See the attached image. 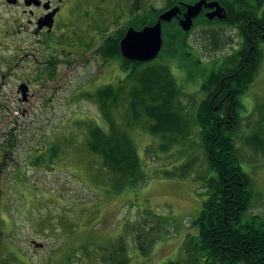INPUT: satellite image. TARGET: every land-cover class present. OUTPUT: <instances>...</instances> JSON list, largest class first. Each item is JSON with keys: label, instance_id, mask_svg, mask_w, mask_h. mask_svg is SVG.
Here are the masks:
<instances>
[{"label": "rangeland", "instance_id": "374dc122", "mask_svg": "<svg viewBox=\"0 0 264 264\" xmlns=\"http://www.w3.org/2000/svg\"><path fill=\"white\" fill-rule=\"evenodd\" d=\"M166 1H83L84 15L78 17L73 34L76 48L75 55H71L75 62L72 69L64 68L63 79L54 86L49 83V89L37 85L35 96L27 103L17 93L18 81L3 79L7 69L1 62L13 52L6 45L10 43L0 38V264H101L100 246L116 241L129 222L145 223L144 219L156 220V216L169 218L170 235L158 240L149 255H143L129 238L130 264H167L184 257L185 240L198 234L192 224L209 198L204 188L206 180L216 176L208 171L198 131L163 150L162 136L151 134L149 121L144 118L130 121L128 102L123 101L115 115L135 143L148 181L121 192L109 187V172L87 146L91 123L107 128L93 95L125 76L120 57L108 58L107 62L103 59L102 43L136 22L139 7L140 12L151 6L164 9ZM180 1L191 5L200 0ZM223 1L233 4L240 0ZM242 1L264 17V3ZM232 31L225 24L198 26L187 38V51L175 53L168 49L162 56L170 61L184 93L190 95L184 102L194 103L197 99L206 78L204 67L215 62L220 51L238 46L236 38L235 43L231 42ZM23 35L11 38L21 40ZM262 53L258 75L241 96L237 142L242 168L254 180V204L245 221L253 215L264 218V152H255L244 144L260 119L256 107L264 103V45ZM22 54L14 55L16 62ZM49 55L46 51V57ZM27 63L23 61L22 66ZM7 133L15 138L9 143L5 141ZM45 136L52 142L51 148L57 145V158L48 161L41 156L40 160L29 161V154L43 147ZM185 165L192 168L187 177L165 176L170 170L180 174Z\"/></svg>", "mask_w": 264, "mask_h": 264}, {"label": "trees", "instance_id": "16d2710c", "mask_svg": "<svg viewBox=\"0 0 264 264\" xmlns=\"http://www.w3.org/2000/svg\"><path fill=\"white\" fill-rule=\"evenodd\" d=\"M219 1L226 7L229 17L236 13L235 8L238 9L236 15H244L241 19L247 17L242 29L243 35H246L249 20H255L256 24L251 26L257 37L254 38L255 42L250 40L245 44L244 50H250L253 44L259 49L252 54L250 67L247 65L240 70L241 67L237 65L236 69L228 70L231 77L243 80L242 83L231 82L224 86L223 93L228 94V102L233 97L236 108L231 117L222 119L207 100L200 103H196L197 99L194 103L184 102L190 95L185 94L178 84L170 61L162 59L168 49L175 53L188 50L189 33L184 32L177 23H164V44L155 60L133 62L121 54L120 41L129 27L142 29L154 25L162 12L180 4V0H167L164 9L151 6L142 12L137 5V21L116 35V38L108 37L101 48L102 55L107 60L111 57L121 58V69L125 73L116 84L103 86L93 95L104 115L107 128L91 123L87 146L101 159L103 168L109 172V187L121 192L128 188H138L148 181L144 161L115 115L125 100L128 102L130 121L139 122L142 118L149 121V132L162 136L163 150H168L180 139H190L198 131L208 171L216 173V176L206 180L204 188L209 192V198L203 203L200 216L192 224L198 229V234H191L186 238L183 258L167 264H264V218L253 215L250 220H244L254 204V180L242 168L243 157L237 142L242 120L241 96L255 81L262 62L264 18H259L255 7L250 4L246 6L242 0L233 4ZM258 1L264 3V0ZM229 17L221 22L235 25L236 22ZM205 21L212 24L209 20ZM235 62L239 63L237 60ZM214 77L215 75H211L210 79ZM211 87L209 84L204 89L210 90ZM256 111L260 119L244 144L255 152H264V103L258 104ZM184 168L180 174L173 170L166 171L165 176L187 177L192 168L186 165ZM148 220L144 219L145 223L143 220L129 222L125 233L116 241L100 246L98 250L101 253V264H130L129 238L135 241L143 255H149L158 240L170 235L172 226L169 218L156 216V220Z\"/></svg>", "mask_w": 264, "mask_h": 264}, {"label": "flooded vegetation", "instance_id": "af4514ba", "mask_svg": "<svg viewBox=\"0 0 264 264\" xmlns=\"http://www.w3.org/2000/svg\"><path fill=\"white\" fill-rule=\"evenodd\" d=\"M83 1L86 0H0V38L10 43L6 45L13 52V56L7 61L1 62L7 69L2 76L4 80L15 79L18 81L17 93L21 94L23 102L27 103L33 99L37 85L49 89V83L54 86L63 79L62 77L65 76L64 68L69 71L72 69L75 62L74 59L72 61L71 55H75L74 49L76 48L75 35L73 34L78 17L84 15L81 6ZM89 4L91 5L92 2ZM183 4L180 1L178 5L181 8V14L169 24L177 23L180 26V22L184 19V14L187 11ZM212 11L214 9L204 7L201 14L193 20L192 29L204 24L208 25L205 19L211 21L212 24H223L224 22L222 23L218 18L210 20L206 17V14ZM235 11L237 13L238 9L235 8ZM236 13L230 17L227 16V18H233L236 24L229 25L225 22V25L233 29L232 44L236 41L239 44L230 51H220L215 62L204 67L203 74L206 78L199 90L200 93L202 92L203 98L200 93V96L197 95L198 93L196 94L197 100L199 98L198 103L207 100V103L214 107V111L220 113L222 119L233 116L236 110L235 105H233V97L228 102V94L223 93L225 84L243 82L242 79L231 77L232 74L228 70L236 69L237 65L241 67L240 70L247 65L250 67L252 54L259 50L255 48V44L250 50H244L245 44H248L250 40L254 41V38L257 37L251 26L256 23L254 19L249 20L246 26L248 30L246 35H243L242 29L246 25L247 17L241 19L244 15H236ZM22 33L24 34L23 39L15 40L13 38L12 40V36ZM31 38H33L32 41H30ZM234 38H236V41ZM46 51L50 53L47 57ZM18 53H23V56L20 61L16 62L14 55ZM103 59L106 62L108 61L107 58L103 57ZM25 60L28 63L26 66H22V62ZM235 60L239 63H236ZM211 75H215V77L210 79ZM207 83L212 85L210 90L204 89L209 86V84L206 85ZM7 135L5 138L7 143L15 139L12 135L9 136V133ZM49 140V137H44L43 147L31 152L28 157L29 161L40 160L41 156H43V159L47 158L48 161L57 158L55 155L57 145H52L51 148L52 142ZM47 152L51 155L48 156Z\"/></svg>", "mask_w": 264, "mask_h": 264}, {"label": "water", "instance_id": "95a60500", "mask_svg": "<svg viewBox=\"0 0 264 264\" xmlns=\"http://www.w3.org/2000/svg\"><path fill=\"white\" fill-rule=\"evenodd\" d=\"M187 11L180 26L184 31H190L193 20L199 16L203 8L214 9L207 13L206 17L210 20L218 18L224 20L227 18V11L219 1L200 0L195 4H183ZM181 14L180 6H174L164 11L154 25L146 26L140 30L130 27L120 42V51L122 56L133 62H151L160 54L163 46L162 24L171 22L175 17Z\"/></svg>", "mask_w": 264, "mask_h": 264}]
</instances>
